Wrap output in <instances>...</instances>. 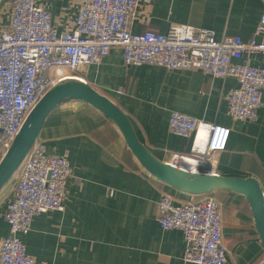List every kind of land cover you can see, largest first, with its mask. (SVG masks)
Instances as JSON below:
<instances>
[{
    "label": "crops",
    "instance_id": "0c3cea01",
    "mask_svg": "<svg viewBox=\"0 0 264 264\" xmlns=\"http://www.w3.org/2000/svg\"><path fill=\"white\" fill-rule=\"evenodd\" d=\"M0 0V30L8 23ZM81 0H37L58 32L69 31ZM264 0H140L130 30L165 33L174 25L209 28L217 39L255 37ZM260 66L261 53L244 54L242 61ZM78 73L127 116L137 139L160 161L175 153L188 154L190 138L168 129L171 112L230 128L226 149L216 155L214 172L223 177L253 178L264 199V89L254 120H233L227 96L237 86L233 77H213L198 70H168L142 64L127 66L122 50L112 47L98 62ZM37 139L50 154L65 156L71 173L62 210L33 217L30 231L19 239L34 264H194L184 263L179 229L164 230L157 221L162 194L175 203L196 194L179 190L151 175L126 145L118 126L83 100H65L47 115ZM197 170L188 157L174 160ZM107 188L113 190L107 194ZM14 193L12 177L0 189V242L9 234L3 214ZM221 204L224 264H264V247L244 194L218 188L209 192Z\"/></svg>",
    "mask_w": 264,
    "mask_h": 264
},
{
    "label": "built area",
    "instance_id": "2783aa9c",
    "mask_svg": "<svg viewBox=\"0 0 264 264\" xmlns=\"http://www.w3.org/2000/svg\"><path fill=\"white\" fill-rule=\"evenodd\" d=\"M139 1L81 0L73 26L63 32L57 31L50 13L37 0L7 1L8 23L0 30V159L42 96L68 79L87 84L78 73L80 67L98 62L112 47L121 48L127 66L151 64L168 70H198L222 79L233 77L237 86L227 96L229 116L256 119L264 89V63L251 65L242 57L264 55V7L254 32L261 36L258 41L239 35L217 39L212 29L187 24L174 25L165 33H134L130 24ZM168 129L191 140L189 153L173 154L171 163L188 157L199 164L196 171L215 173L216 155L226 149L229 127L173 111ZM70 173L68 159L47 153L44 141L36 138L13 174L14 193L3 214L9 234L0 242V264H34L19 235L30 231L35 215L62 210ZM106 191L113 194L110 188ZM157 206L160 227L183 234L184 263L226 262L221 204L209 192L181 203L164 193Z\"/></svg>",
    "mask_w": 264,
    "mask_h": 264
},
{
    "label": "water",
    "instance_id": "95a60500",
    "mask_svg": "<svg viewBox=\"0 0 264 264\" xmlns=\"http://www.w3.org/2000/svg\"><path fill=\"white\" fill-rule=\"evenodd\" d=\"M72 99L89 103L111 119L120 129L126 145L140 164L158 180L192 194H203L218 188H227L244 194L264 247V199L255 179L223 177L158 160L137 139L127 116L118 106L89 84L73 79L53 86L29 112L10 147L0 159V189L12 177L31 148L49 112L56 105Z\"/></svg>",
    "mask_w": 264,
    "mask_h": 264
},
{
    "label": "trees",
    "instance_id": "16d2710c",
    "mask_svg": "<svg viewBox=\"0 0 264 264\" xmlns=\"http://www.w3.org/2000/svg\"><path fill=\"white\" fill-rule=\"evenodd\" d=\"M196 195H198V194H196Z\"/></svg>",
    "mask_w": 264,
    "mask_h": 264
}]
</instances>
